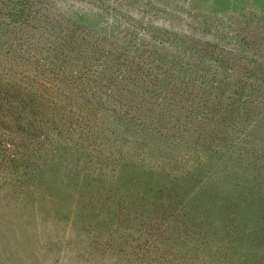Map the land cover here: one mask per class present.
<instances>
[{
	"label": "rangeland",
	"instance_id": "rangeland-1",
	"mask_svg": "<svg viewBox=\"0 0 264 264\" xmlns=\"http://www.w3.org/2000/svg\"><path fill=\"white\" fill-rule=\"evenodd\" d=\"M0 25L83 116L0 126V264H264V0H0Z\"/></svg>",
	"mask_w": 264,
	"mask_h": 264
},
{
	"label": "trees",
	"instance_id": "trees-1",
	"mask_svg": "<svg viewBox=\"0 0 264 264\" xmlns=\"http://www.w3.org/2000/svg\"><path fill=\"white\" fill-rule=\"evenodd\" d=\"M24 10V9H23ZM20 9L12 8L9 12V15L12 16L14 20L17 18H23V15L27 17V14ZM3 27L0 25V36H6L9 37L10 33L5 35L3 33ZM15 29V28H14ZM10 32L9 29H6V32ZM9 58L3 57L0 59V126H2V132H6L12 129L13 126H16L18 128L25 129V126L28 128L29 123H26L29 121L30 117H33L31 113H27V110H37L35 111V116H44V123H46V127L44 130L54 132L56 127L58 126V119L57 114L58 112H66L69 116H77L76 119H79L78 116H80L81 119H83V116L81 115V111L79 110L77 114H75L73 111H67L65 100H67L69 97H72V94L63 93L64 88H66V91L71 92L72 87H65L67 84L62 81V77L59 74H63L62 72H50L49 76H44V99L40 98L41 100H44V105L40 101H36V96L39 94V91H36V86H41L43 88V83L35 82V86H33L34 83H29L27 80H24L23 76L19 77V74H15L11 71L10 68L7 66L11 65V60L8 61ZM55 62L49 60V58L44 59V69H50V66L54 65ZM7 71H10L12 73L8 74ZM59 71V70H58ZM64 75V74H63ZM71 77H74L73 83L79 85V89L77 90L76 98L82 99V106H90L92 102L94 101V92L91 90L90 84H97V80L95 77H93L92 74L88 75L86 74L85 78L83 76H74L75 74H70ZM18 77V78H17ZM28 77H25L27 79ZM101 79H99L100 81ZM108 82H111L110 79H108ZM114 84H110L107 88L110 89L111 87L119 88L121 83L118 85L116 84L117 78L114 80ZM61 86V90L59 91L60 94H56L55 90H59ZM86 88V89H85ZM102 93V92H101ZM96 94V93H95ZM105 96H108V92H103ZM54 97H53V96ZM142 97L145 95V92L140 94ZM64 98V100H62ZM121 98V97H119ZM125 98V97H124ZM145 98V97H143ZM148 98H151V96H148ZM100 100V98H99ZM99 100L94 103V105H99ZM36 101V102H35ZM64 102V103H63ZM121 102V101H119ZM141 102V101H140ZM127 108H132V105L128 102L125 103ZM102 107V106H99ZM34 116V117H35ZM143 116V115H142ZM81 121V120H80ZM77 122V121H76Z\"/></svg>",
	"mask_w": 264,
	"mask_h": 264
}]
</instances>
